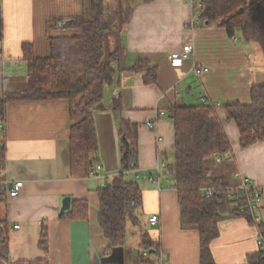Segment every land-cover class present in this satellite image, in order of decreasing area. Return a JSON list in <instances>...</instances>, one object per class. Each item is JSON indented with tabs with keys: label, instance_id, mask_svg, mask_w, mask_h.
Returning <instances> with one entry per match:
<instances>
[{
	"label": "crops",
	"instance_id": "1",
	"mask_svg": "<svg viewBox=\"0 0 264 264\" xmlns=\"http://www.w3.org/2000/svg\"><path fill=\"white\" fill-rule=\"evenodd\" d=\"M102 5L105 18L108 6H114L115 26L107 40L111 49L119 52L117 61L112 62L113 81L104 88L103 110L94 114L96 161L102 169L99 176L72 177L68 101H8L4 117L0 115L4 124L0 144L5 149L0 222L8 226V250L0 264H139L137 258L144 259L143 231L157 244L162 264H199V233L196 227L182 223L170 177L161 173L158 183L148 177L155 175L159 161H173L174 124L169 108L178 101L201 104L200 95L206 97V104H219L215 115L231 146L227 160L217 157L215 161L219 158L218 163L231 166L227 185H236L233 175L240 172L261 188L264 225V139L241 148L238 128L223 108L234 100L249 102L251 87L264 85V56L259 46L237 34L234 41L222 27H188L192 9L187 1L102 0ZM83 6L84 0H3L0 101L7 92L27 88L22 44H32L37 57H46L50 37L77 32L48 24V20L81 15ZM189 41L193 45L191 59L181 67L170 66L168 55ZM142 59L157 67L153 84L143 83L144 71L128 70ZM194 63L208 71L196 74ZM114 99L120 107L115 112ZM134 128L139 176L132 178L141 188L142 204L138 224H127L124 244L112 246L98 222V190L120 169L119 136L130 137ZM16 181L22 186L16 196H9ZM65 197L70 199L69 209L73 201H85L86 217L61 216L69 210H62ZM152 215L158 217L155 225L148 223ZM217 226L218 235L210 243L215 263L249 264V256L260 249L259 228L242 216H227ZM43 228L46 252L39 247ZM130 232L135 233L132 243ZM149 258L148 262H157L155 255Z\"/></svg>",
	"mask_w": 264,
	"mask_h": 264
},
{
	"label": "trees",
	"instance_id": "2",
	"mask_svg": "<svg viewBox=\"0 0 264 264\" xmlns=\"http://www.w3.org/2000/svg\"><path fill=\"white\" fill-rule=\"evenodd\" d=\"M198 1L201 6L200 26L222 27L229 37L237 34L245 42L258 44L264 56V0ZM48 24L77 32L50 37L46 57H37L32 44H22L27 88L5 93L0 101V115L4 117L8 101H68L71 119L70 172L74 178H84L92 169V155L96 154L98 147L94 114L103 110L104 88L113 81L115 70L112 62L117 61L119 52L115 50L105 57V36L111 28L101 0H88V3L84 0L81 15L50 19ZM128 70L135 73L144 71L142 80L145 85L156 82L157 67L147 59L137 60ZM119 108L118 100L114 99L113 112ZM223 108L227 119L234 121L238 128L241 148L264 139V85L251 87L249 102L234 100L224 104ZM168 114L174 124L173 161L163 174L170 177L172 187L177 191L182 223L198 230L199 264H216L210 252V243L218 235V222L227 216L241 215L225 190L204 198L200 189L210 185H227L223 178L212 175L206 160L217 157L227 160L231 152L230 142L215 115L213 104L189 105L178 101L169 108ZM136 137V128L128 138L119 136L120 169L98 190V222L112 246L124 244L128 223L138 224L141 188L125 173L137 168ZM4 156L5 149L1 143L0 172ZM87 208L85 201H73L71 208L61 216L84 218ZM257 227L262 246L257 253L249 256V264H264V225L262 223ZM7 230V223L0 222V257H5L8 250ZM141 241L144 249L153 251L151 256L157 253L158 246L146 231L141 233ZM39 247L47 251L45 228ZM144 259L143 262L149 263V257Z\"/></svg>",
	"mask_w": 264,
	"mask_h": 264
},
{
	"label": "built area",
	"instance_id": "3",
	"mask_svg": "<svg viewBox=\"0 0 264 264\" xmlns=\"http://www.w3.org/2000/svg\"><path fill=\"white\" fill-rule=\"evenodd\" d=\"M192 9V17L187 23V26L195 29L200 26L199 16L201 15V6L198 0H186ZM195 7V8H194ZM2 11H3V0H0V23L2 22ZM234 41H237L235 36L232 37ZM193 53V45L191 41L185 43L180 51L170 53L167 57L170 66L172 67H181L185 61L191 59ZM193 70L196 74L205 73L208 71L207 67H202L197 63L193 64ZM200 99L203 103L207 102L204 95H200ZM219 104L215 105V108H218ZM164 112L160 111V115H163ZM4 132V124L0 118V135ZM93 166L89 175L99 176L98 171L102 169V166L96 161L97 155H92ZM218 160H220L218 158ZM168 163L166 161H159L154 168L155 175H151L148 179L153 183H158L159 176L166 170ZM126 176L138 178L139 173L137 168L133 170H128L125 172ZM233 177L237 179L236 185H225V186H204L200 189V194L204 198H210L212 196L218 195L220 190H225L227 197L230 200H233V205L237 208V211L242 217H244L248 222L251 221V224L254 226L261 225L263 223V215L261 208L259 206V200L261 197V188L251 179L250 177L243 175L240 172H235ZM134 179V178H132ZM135 180V179H134ZM22 186L21 181H16L11 184L8 195L16 196L20 187ZM148 223L155 225L158 223L157 215H152L148 219ZM19 225H15L14 228H18ZM258 245L261 247L262 242L259 239ZM153 253V252H152ZM150 250H144L142 252L143 258H148L152 254ZM157 262L155 264H162L161 257L159 254L154 253Z\"/></svg>",
	"mask_w": 264,
	"mask_h": 264
},
{
	"label": "rangeland",
	"instance_id": "4",
	"mask_svg": "<svg viewBox=\"0 0 264 264\" xmlns=\"http://www.w3.org/2000/svg\"><path fill=\"white\" fill-rule=\"evenodd\" d=\"M183 1H186V0H183ZM87 3H88V0H87ZM101 3H102V0H101ZM111 7L114 8V6L109 5L107 10H106V17H107L106 19H107V22L110 25L111 30L105 36V41H104L105 57H107L109 55V53H112L114 51L113 49H111L112 47L110 46L109 41L107 40L109 38L110 33L112 32V28L115 26V23H114L115 14H114L113 9H111ZM114 32H115V29H114ZM255 47H258V44H255ZM218 161L219 160L215 161V158H208L206 160V165L208 167H210L212 175L220 176L221 178H223L222 180H225L228 183L231 182L230 181L231 180V171H232L231 166L230 167H228V166L226 167L223 163L222 164L218 163ZM137 210L140 212V207H138ZM129 236H130L129 239H131L130 243H132L134 241V239H135V233L134 232H132V233L130 232ZM132 252L136 256V250H132ZM137 259H138V263L139 264H153V261H150L149 263H147V262L145 263L143 261H140L139 258H137Z\"/></svg>",
	"mask_w": 264,
	"mask_h": 264
},
{
	"label": "water",
	"instance_id": "5",
	"mask_svg": "<svg viewBox=\"0 0 264 264\" xmlns=\"http://www.w3.org/2000/svg\"><path fill=\"white\" fill-rule=\"evenodd\" d=\"M70 207V199L69 197H65L62 201V210H67ZM153 252V251H151Z\"/></svg>",
	"mask_w": 264,
	"mask_h": 264
}]
</instances>
